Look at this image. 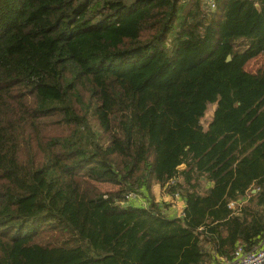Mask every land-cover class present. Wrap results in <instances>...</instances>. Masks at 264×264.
I'll return each mask as SVG.
<instances>
[{"label": "trees", "instance_id": "16d2710c", "mask_svg": "<svg viewBox=\"0 0 264 264\" xmlns=\"http://www.w3.org/2000/svg\"><path fill=\"white\" fill-rule=\"evenodd\" d=\"M260 55L264 0H0V264H213L258 246Z\"/></svg>", "mask_w": 264, "mask_h": 264}, {"label": "rangeland", "instance_id": "374dc122", "mask_svg": "<svg viewBox=\"0 0 264 264\" xmlns=\"http://www.w3.org/2000/svg\"><path fill=\"white\" fill-rule=\"evenodd\" d=\"M203 9H205L206 10V8L205 7H203ZM206 11H208V10H206ZM246 69L248 70V71H251V72H255V71H257V70H264V55H260V56H258V57H256V58H254V59H252V60H250L247 64H246ZM215 107H216V104L215 103H210V104H208L207 105V109H206V111H205V114H204V116H203V118L201 119V123H202V126L204 127V128H206L207 127V125H208V123L210 122V120H211V118H212V115H213V111H214V109H215ZM180 167H183V165L182 166H180ZM111 188H110V186H108V185H103L102 186V190H110ZM163 189H164V187H163ZM163 191L164 190H162L161 192H160V194H163V195H165V196H167L168 197V195L170 196V198H168L169 199V207H168V209H166L165 211H166V213L168 214V215H172V216H181V212L183 211V210H181L182 209V204H184V200H183V198L181 197V194L179 193V192H176L175 194H169L168 192H166V191H164V193H163ZM255 192V189L254 188H251L248 192H247V197L250 195V193H254ZM168 195H167V194ZM139 197V198H138ZM133 198H138V199H134L133 201L136 203V204H138V205H146V202L143 200V198H142V196L141 195H138L137 197L136 196H134ZM167 199V200H168ZM160 200V199H159ZM246 199H243L242 201H238L237 203H236V206H235V209H236V211H238V208L239 207H241V205H242V202H244ZM157 202V201H156ZM161 202V201H160ZM165 208V207H164ZM206 247H207V245L208 244H206V242H204L203 243ZM213 256H214V261H212L213 262V264H219V261H220V259H219V255H217V256H215V254H212ZM224 258V257H223Z\"/></svg>", "mask_w": 264, "mask_h": 264}, {"label": "built area", "instance_id": "2783aa9c", "mask_svg": "<svg viewBox=\"0 0 264 264\" xmlns=\"http://www.w3.org/2000/svg\"><path fill=\"white\" fill-rule=\"evenodd\" d=\"M201 2L208 11L216 8L217 0H201ZM134 196L138 195L130 193L126 198L131 200L139 198H133ZM237 202L229 201L228 207L236 211ZM219 259V264H264V240L252 249H246L243 244L238 243L228 258L219 257Z\"/></svg>", "mask_w": 264, "mask_h": 264}, {"label": "crops", "instance_id": "0c3cea01", "mask_svg": "<svg viewBox=\"0 0 264 264\" xmlns=\"http://www.w3.org/2000/svg\"><path fill=\"white\" fill-rule=\"evenodd\" d=\"M162 190H164L165 191V189H163V187H161V186H159V185H155L154 187H153V191H154V196H155V201H157V202H163V203H166V205H165V208H168L169 207V199L168 198H170V196L168 195V197L167 196H165V195H163V194H160V192L162 191ZM164 191H163V193H164ZM160 199V200H159ZM168 199V200H167ZM171 199V198H170ZM183 207H184V204H182V209L181 210H183ZM182 213V212H181Z\"/></svg>", "mask_w": 264, "mask_h": 264}, {"label": "water", "instance_id": "95a60500", "mask_svg": "<svg viewBox=\"0 0 264 264\" xmlns=\"http://www.w3.org/2000/svg\"><path fill=\"white\" fill-rule=\"evenodd\" d=\"M227 60H230V56H227Z\"/></svg>", "mask_w": 264, "mask_h": 264}]
</instances>
